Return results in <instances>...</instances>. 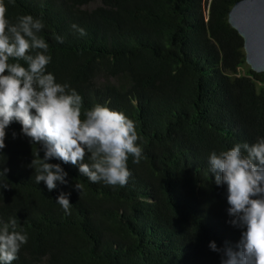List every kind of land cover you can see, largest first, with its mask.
Masks as SVG:
<instances>
[{"label":"trees","instance_id":"1","mask_svg":"<svg viewBox=\"0 0 264 264\" xmlns=\"http://www.w3.org/2000/svg\"><path fill=\"white\" fill-rule=\"evenodd\" d=\"M94 1L4 3L13 23L42 19L47 71L82 96L84 109L99 103L135 122L143 158L129 157L126 187L93 184L50 160L69 185L49 192L28 167L39 145L13 122L0 155L10 186L0 190V219L16 217L28 235L13 264H221L209 243L235 247L241 229L227 223L226 186L214 183L209 153L264 137V73L247 65L229 24L243 0H99L91 8ZM61 191L71 192V214L55 201Z\"/></svg>","mask_w":264,"mask_h":264},{"label":"clouds","instance_id":"2","mask_svg":"<svg viewBox=\"0 0 264 264\" xmlns=\"http://www.w3.org/2000/svg\"><path fill=\"white\" fill-rule=\"evenodd\" d=\"M44 27L42 19L31 14L11 22L0 0V155L6 147V129L16 122L21 134L39 145L28 167L35 170V183L43 181L49 192L58 183L69 185L61 164L48 162L53 159L78 167L81 176L93 184L102 181L126 187L132 176L129 157L135 164L143 158L135 122L99 103L84 109L82 96L68 83L57 82L47 71L52 58L49 44L39 35ZM72 28L81 36L87 34L75 24ZM55 39L64 42L61 36ZM12 136L15 139L17 133L13 131ZM208 166L214 183L226 186L227 223L241 229L235 247L225 241L221 248L211 241L209 248L220 253L221 264H264V137L211 151ZM8 171L0 164V190L10 188ZM72 187L79 194L83 190L80 183ZM70 195L61 191L55 199L66 214H71ZM27 242L28 235L16 217L7 222L0 219V264H13Z\"/></svg>","mask_w":264,"mask_h":264},{"label":"water","instance_id":"3","mask_svg":"<svg viewBox=\"0 0 264 264\" xmlns=\"http://www.w3.org/2000/svg\"><path fill=\"white\" fill-rule=\"evenodd\" d=\"M229 24L244 41L247 65L264 73V0H243L229 13Z\"/></svg>","mask_w":264,"mask_h":264},{"label":"rangeland","instance_id":"4","mask_svg":"<svg viewBox=\"0 0 264 264\" xmlns=\"http://www.w3.org/2000/svg\"><path fill=\"white\" fill-rule=\"evenodd\" d=\"M99 5V0H95L94 3L92 4L91 8L92 7H96Z\"/></svg>","mask_w":264,"mask_h":264}]
</instances>
